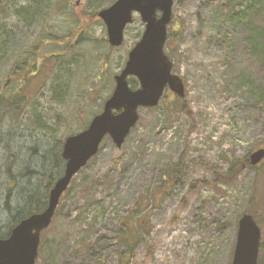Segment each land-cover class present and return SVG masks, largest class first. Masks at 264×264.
Wrapping results in <instances>:
<instances>
[{
    "label": "rangeland",
    "instance_id": "374dc122",
    "mask_svg": "<svg viewBox=\"0 0 264 264\" xmlns=\"http://www.w3.org/2000/svg\"><path fill=\"white\" fill-rule=\"evenodd\" d=\"M63 1L70 2L76 16H89L84 23L94 38L107 39L105 24L91 15L115 0H103L99 10L93 8L99 0ZM4 2H12V8L26 4ZM9 6L0 25L13 29L11 42L23 47L0 57V81L18 52L36 43L43 30L41 23L20 39L16 30L21 24ZM63 7V12H71ZM173 16L178 24L168 27L165 52L185 82V96L177 100L167 90L157 107L141 108L139 122L120 148L109 136L104 139L98 154L73 178L51 225L42 232L36 264H125L122 233L124 224L134 220H140L142 228L134 259L126 264H232L239 219L245 213L261 227L258 264H264V159L255 168L244 166L234 179L226 176L231 161L243 163L264 147V0H175ZM69 17L56 15L47 33L62 35ZM144 29L135 14L124 44L110 53L109 66L95 60L83 77L74 75L76 86L82 77L87 100L70 128L88 124L91 112L102 109L100 97L113 90L114 75L121 72ZM104 45L82 47L98 56ZM136 80L129 79L133 89L138 87ZM42 94L39 102L54 132L30 135L28 128L14 137V186L0 140L3 236L25 195L38 187L45 192V174H59L57 167L51 168L53 158L44 155L55 154L56 143L68 136L63 120L56 117L67 116L76 106L70 99L50 102V91ZM9 128L2 127L0 139L9 137L12 142ZM178 163L183 169L177 181L172 176ZM218 175L223 181H215Z\"/></svg>",
    "mask_w": 264,
    "mask_h": 264
},
{
    "label": "water",
    "instance_id": "95a60500",
    "mask_svg": "<svg viewBox=\"0 0 264 264\" xmlns=\"http://www.w3.org/2000/svg\"><path fill=\"white\" fill-rule=\"evenodd\" d=\"M174 1L116 0L98 12L113 47L123 44L126 28L135 14H139L145 30L130 50L124 68L115 75V88L102 112L92 118L87 128L65 138L64 172L51 188L45 209L22 219L7 237H0V264H36L42 231L52 223L61 197L74 176L99 152L105 137L109 136L120 148L139 121L140 108L156 107L167 87L179 97L185 95L184 80L172 71L173 62L165 52ZM129 76L138 79V88L130 87ZM263 159L264 147L250 154L254 166ZM260 245V226L251 214H243L232 264H258Z\"/></svg>",
    "mask_w": 264,
    "mask_h": 264
},
{
    "label": "trees",
    "instance_id": "16d2710c",
    "mask_svg": "<svg viewBox=\"0 0 264 264\" xmlns=\"http://www.w3.org/2000/svg\"><path fill=\"white\" fill-rule=\"evenodd\" d=\"M108 1L109 0H107V2ZM102 2L103 0H99L100 4L97 3L93 8L99 10ZM10 3L8 4V2L0 0V22L2 21L4 11L7 9V6L10 5L9 8L14 12L21 24V26H17L16 30L17 33L19 31L21 34L20 39L25 36L27 30H30L35 26L38 27V25L41 26V23L43 29L41 33L42 35L36 40V43H33L29 47L24 50L21 49L18 52V58L11 63L9 71L0 81V138L4 136L1 132L2 127L9 125L10 128L8 133L12 142L9 141V137L0 140L5 143L4 149L8 153L6 168L12 178V184L14 186L16 184V178L11 173L10 168L12 165V159L15 158V154L11 151L15 140L14 137L17 136L18 132H21L22 134L24 131H30L28 128H31L32 130V132L30 131V135L41 134V132H54L49 123L50 117L48 114L44 113L45 109L39 102L40 97L43 96L42 93H44L45 90L50 91V102L54 101L61 104L68 99L74 102L76 108L72 110L71 113L67 114V116L60 114L56 117L58 121L59 119L63 120L67 135L71 134L74 130L85 128L87 122L78 126L76 129L70 128L71 126L69 125L71 121L74 122L76 116L79 114L82 102L87 100V96L84 94V91L86 90L85 86L81 87L83 73L89 62L93 63L95 60L104 61L105 66L108 67L110 64V53L113 51L114 47L109 45L106 38H102L101 40L94 38L90 29L86 28L84 23L86 20L85 18H89V16L83 14V17L81 14H77L76 16L72 11L70 2L68 1L26 0V4L15 8H12V2ZM61 7L64 9L71 8V12L69 9L66 12H63ZM69 14L71 17L67 19L68 25L63 29L62 35L47 33V29L51 27L50 22L56 15L69 16ZM91 16V18L96 17L97 21H101L98 14H93ZM172 24H178L175 18H173ZM0 31H4L0 34V57H5L11 48L17 50V48L19 49L23 47V43L21 44L22 47H20L21 45L16 46L13 41L11 42V37H14L13 35H15L13 29H8L5 26L3 27L1 24ZM173 31L172 27L170 39L174 35ZM95 42H100L101 45L105 44L104 46H106L98 53V56L95 55V50L90 53L91 49L87 52L86 48L82 47L83 45H89L92 47ZM44 43L51 44V48H46ZM12 45H14V47ZM44 50H46V52ZM79 73H81L82 77L76 86L73 82V78L75 74L78 75ZM109 94L110 93H108L107 96H109ZM106 97H100V99H102V102H100V108L103 106ZM178 99L180 98H177V100ZM98 111H92L91 113L93 115ZM26 119L27 122L25 123L24 121ZM53 124L56 125L58 122L54 120ZM62 146L63 140L60 139L55 145V154L48 151L44 155L45 159L47 155L53 158L51 168L57 167L59 169L58 177L63 173L65 167V160L61 153ZM244 161L245 162L243 163L231 161L230 169L226 173V176L234 179L244 166L249 168L253 167L250 164L248 156ZM181 168L182 167L178 163L175 168V174L172 176L173 179L178 181V179L181 178L180 176L183 169ZM45 175L47 176L45 192L41 193L39 191L40 189L38 190V187L28 195H25L23 207L12 216L11 229L23 218L34 212L42 211L47 206L49 191L58 177L54 176L52 172L49 175ZM219 176L220 175L215 179L216 182L223 181L219 179ZM200 181L197 183L201 184L202 182ZM124 225H126V229L122 233V240L125 245L123 259L126 264L134 259V251L138 243V232L142 228V224L140 220H134L131 223L126 222ZM11 229L8 231L7 235H0V237L8 236Z\"/></svg>",
    "mask_w": 264,
    "mask_h": 264
}]
</instances>
